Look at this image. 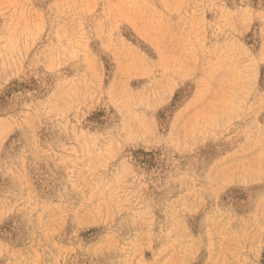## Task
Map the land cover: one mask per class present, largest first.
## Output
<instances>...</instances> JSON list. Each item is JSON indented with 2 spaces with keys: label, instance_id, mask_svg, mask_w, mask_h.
<instances>
[{
  "label": "rangeland",
  "instance_id": "obj_1",
  "mask_svg": "<svg viewBox=\"0 0 264 264\" xmlns=\"http://www.w3.org/2000/svg\"><path fill=\"white\" fill-rule=\"evenodd\" d=\"M0 264H264V0H0Z\"/></svg>",
  "mask_w": 264,
  "mask_h": 264
}]
</instances>
